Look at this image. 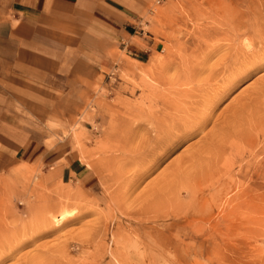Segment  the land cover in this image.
Masks as SVG:
<instances>
[{"label":"rangeland","instance_id":"374dc122","mask_svg":"<svg viewBox=\"0 0 264 264\" xmlns=\"http://www.w3.org/2000/svg\"><path fill=\"white\" fill-rule=\"evenodd\" d=\"M215 2L242 12V0H152L145 51L121 52L63 131L88 181L0 166V264H264V69L248 70L258 55L235 27L199 33Z\"/></svg>","mask_w":264,"mask_h":264},{"label":"crops","instance_id":"0c3cea01","mask_svg":"<svg viewBox=\"0 0 264 264\" xmlns=\"http://www.w3.org/2000/svg\"><path fill=\"white\" fill-rule=\"evenodd\" d=\"M151 5L152 0H0V166L17 160L62 181H88L63 131H70L102 71L121 52L145 51L136 38L152 16Z\"/></svg>","mask_w":264,"mask_h":264},{"label":"bare ground","instance_id":"6f19581e","mask_svg":"<svg viewBox=\"0 0 264 264\" xmlns=\"http://www.w3.org/2000/svg\"><path fill=\"white\" fill-rule=\"evenodd\" d=\"M236 3V2H235ZM241 4V7H242V12H241V16L238 15V11L234 10L233 8H228L226 4H221L219 2H215L212 7H211V10H212V16L211 17V23H213V26L214 28L212 27V29H210V31H207V27H202V24L200 25V27L198 28L199 30V33H202L204 32L203 34L201 35H204L207 34L208 36H214L215 39L219 38V37H222L223 35H226V33L228 32L227 31H222L220 28L222 27H228L229 30L232 28V27H235L233 31L237 32V34H239L238 38L239 40L240 39H243V43H242V47H244L245 50H250L252 49V51L254 50L255 52L253 53V56L254 55H258L257 58H255V60L253 59L252 62H251V69H248L249 71H253L254 67H259V68H262L264 69V0H242V2H240ZM227 8V9H226ZM222 12H224V14L222 15ZM208 20V19H206ZM205 20V21H206ZM205 24V23H204ZM203 36V37H204ZM201 37V38H203ZM198 39V38H197ZM205 40V38H204ZM222 40V39H221ZM218 41V40H217ZM241 41V40H240ZM218 44V43H217ZM222 48V47H221ZM220 48V49H221ZM227 48V47H226ZM224 48V49H226ZM212 49V48H211ZM229 49V48H228ZM226 49V51L228 50ZM239 50V49H238ZM238 52V51H237ZM237 54H235L236 56ZM234 56V57H235ZM249 56L251 55H248L247 57L249 58ZM252 57V56H251ZM251 57L249 59H251ZM223 58V57H222ZM198 62V61H197ZM230 62V61H229ZM238 62V60H237ZM244 62V61H243ZM247 62V60H246ZM234 63V62H233ZM245 63V62H244ZM250 63V61H249ZM235 64V63H234ZM243 64V63H242ZM248 64V62H247ZM242 67V65H241ZM247 67V65L245 66ZM249 67V68H250ZM220 68V67H219ZM226 68V67H225ZM248 68V67H247ZM227 69H229L227 67ZM240 69V68H239ZM246 69V68H245ZM238 70V69H237ZM243 70V69H242ZM215 72V71H214ZM238 72V71H237ZM196 73V72H195ZM198 73V72H197ZM204 73V72H203ZM235 73V72H234ZM237 74V73H236ZM247 74V73H246ZM232 75V74H231ZM245 75V74H244ZM154 76V75H153ZM235 76V75H233ZM229 78V77H228ZM224 79V78H223ZM229 80V79H228ZM226 83V79L224 80ZM230 82V81H229ZM225 83V84H226ZM222 84V83H221ZM224 84V83H223ZM230 84V83H229ZM228 85V83H227ZM231 85V84H230ZM220 87V86H219ZM201 89V88H200ZM228 89V88H227ZM215 90V89H214ZM210 92V91H208ZM212 92V91H211ZM214 93V92H213ZM221 93V92H220ZM204 95V94H203ZM216 95V94H215ZM199 96V95H198ZM263 96V95H262ZM195 97V96H194ZM211 97V96H210ZM210 97H208L209 99H211ZM218 97V96H217ZM207 98V97H206ZM264 99V97L262 98ZM214 100V98L212 99ZM205 101V100H204ZM216 101V100H214ZM264 101V100H263ZM206 102V101H205ZM263 104V105H262ZM261 105L263 106V110L261 109V112H262V115H260L257 119H256V123L259 122L260 125L257 126L256 128H259V131H263L264 129V122L261 121V120H264V103H262ZM260 105V106H261ZM185 111V110H184ZM197 112V111H196ZM203 114L205 112H202ZM201 118L202 116L204 115H200ZM206 116V115H205ZM251 116V115H250ZM247 117V116H246ZM208 118V117H205V119ZM260 119V120H258ZM204 120V119H203ZM198 121V120H197ZM196 121V123H197ZM195 122V121H194ZM193 122V124L195 125V123ZM199 122V121H198ZM201 122V121H200ZM204 122L206 123V121L204 120ZM204 122H202L204 124ZM255 122V121H254ZM201 123V125H202ZM228 123V122H227ZM192 124V125H193ZM188 125V124H186ZM191 125V123H190ZM200 125V124H199ZM198 125V126H199ZM227 125V124H226ZM257 125V124H256ZM197 126V124H196ZM254 126V125H253ZM253 126L251 128H253ZM191 127V126H190ZM202 127V126H201ZM255 127V126H254ZM200 128V126L198 127ZM241 128V127H240ZM244 128V127H243ZM197 129V127L195 128ZM199 130V129H197ZM249 130V129H248ZM251 130V129H250ZM256 130V129H255ZM244 131V130H242ZM241 131V132H242ZM246 131V130H245ZM264 132V131H263ZM262 132V133H263ZM234 133V132H233ZM240 134V132H238ZM245 133V132H243ZM253 133V132H252ZM251 133V134H252ZM187 134V133H186ZM221 134V133H220ZM224 134V133H223ZM229 134V132H228ZM237 135V136H242V135ZM257 134V133H255ZM189 135V134H188ZM262 135V134H261ZM222 136V135H221ZM227 134L225 135V138L227 139V137H231V135L227 136ZM235 136V137H237ZM248 136V135H247ZM250 136V135H249ZM223 139V140H226V139ZM238 138V137H237ZM244 138V137H243ZM242 138V139H243ZM254 138V137H253ZM241 139V138H240ZM222 140V139H221ZM231 140V139H230ZM239 140V139H238ZM251 140V139H250ZM219 141V140H218ZM224 142V141H223ZM231 142H234L231 141ZM230 142V143H231ZM237 142V141H236ZM241 142V140H240ZM218 143V142H217ZM220 144H223L221 141H220ZM259 145V144H258ZM222 146V145H221ZM240 146V145H239ZM217 150V149H216ZM222 150V149H221ZM227 150V149H226ZM225 151V150H224ZM230 151V150H229ZM250 151V150H249ZM218 152V151H217ZM247 152V151H246ZM252 152V151H251ZM219 153V152H218ZM254 153V152H253ZM221 154V153H220ZM218 155V154H217ZM249 156V155H248ZM259 158V157H258ZM251 159V158H250ZM255 159V158H253ZM252 159V160H253ZM261 159V158H260ZM257 160V159H256ZM259 160V159H258ZM210 161V160H209ZM236 161V159H235ZM256 163V161L254 162ZM212 164V163H211ZM258 164V162H257ZM260 164V163H259ZM258 164V165H259ZM240 166V165H239ZM257 166V165H256ZM261 166V164L259 165ZM233 168V167H232ZM231 168V169H232ZM215 170V169H214ZM217 172V171H215ZM255 172V171H254ZM211 173V172H210ZM229 174V172H228ZM257 175V174H256ZM215 176V175H214ZM258 176V175H257ZM208 177V176H207ZM206 178V177H205ZM210 178V177H209ZM204 180V179H203ZM205 183V182H204ZM223 184V183H222ZM208 185V184H207ZM221 185V184H220ZM235 185V184H234ZM244 185V184H243ZM242 186V185H241ZM200 187V185H199ZM236 187V186H235ZM217 188V187H216ZM215 188V189H216ZM238 189V188H237ZM199 190V189H198ZM189 191V190H188ZM215 191V190H214ZM76 195V193H75ZM247 206V204H246ZM246 209V208H245ZM249 209V208H248ZM67 212H60L58 214H51L50 215V219L47 221L48 223L54 225V226H58V225H61L66 216H67Z\"/></svg>","mask_w":264,"mask_h":264}]
</instances>
